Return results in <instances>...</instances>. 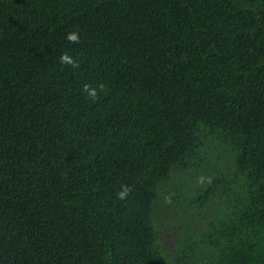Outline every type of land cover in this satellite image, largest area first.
<instances>
[{"label": "trees", "instance_id": "16d2710c", "mask_svg": "<svg viewBox=\"0 0 264 264\" xmlns=\"http://www.w3.org/2000/svg\"><path fill=\"white\" fill-rule=\"evenodd\" d=\"M0 264H264V0H0Z\"/></svg>", "mask_w": 264, "mask_h": 264}, {"label": "clouds", "instance_id": "9594fccd", "mask_svg": "<svg viewBox=\"0 0 264 264\" xmlns=\"http://www.w3.org/2000/svg\"><path fill=\"white\" fill-rule=\"evenodd\" d=\"M80 38V32L78 29L69 32L66 36V40L71 44H79ZM58 61L62 65L70 66L72 69H78L80 67V62L67 52L62 53L59 56ZM105 91L106 85H104L103 83H100L96 86L89 83H85L81 88V93L86 95L87 99H89L93 103L97 102L100 99V94ZM131 192L132 186L122 184L120 186V191L117 194L118 199L125 200Z\"/></svg>", "mask_w": 264, "mask_h": 264}, {"label": "rangeland", "instance_id": "374dc122", "mask_svg": "<svg viewBox=\"0 0 264 264\" xmlns=\"http://www.w3.org/2000/svg\"><path fill=\"white\" fill-rule=\"evenodd\" d=\"M165 236H166V243H167V244H170L171 239H172L171 235L166 234Z\"/></svg>", "mask_w": 264, "mask_h": 264}]
</instances>
